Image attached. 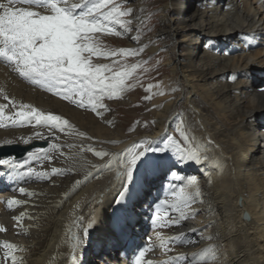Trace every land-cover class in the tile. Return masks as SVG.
Returning a JSON list of instances; mask_svg holds the SVG:
<instances>
[{
  "label": "bare ground",
  "instance_id": "obj_1",
  "mask_svg": "<svg viewBox=\"0 0 264 264\" xmlns=\"http://www.w3.org/2000/svg\"><path fill=\"white\" fill-rule=\"evenodd\" d=\"M122 1L134 15L92 35L107 41L101 51L144 49L131 68L115 66L125 56L92 57L114 64L108 76L128 73L123 87L136 90L113 104L116 114L99 110L102 98L95 111L66 101L0 60V146L48 141L2 158L0 264H137L144 249L140 264H264V0ZM32 108L60 121L17 115ZM139 113L149 128L134 121ZM169 138L198 159L163 151L143 169V144ZM143 150L117 203L118 174ZM173 204L184 213L178 224Z\"/></svg>",
  "mask_w": 264,
  "mask_h": 264
},
{
  "label": "snow or ice",
  "instance_id": "obj_2",
  "mask_svg": "<svg viewBox=\"0 0 264 264\" xmlns=\"http://www.w3.org/2000/svg\"><path fill=\"white\" fill-rule=\"evenodd\" d=\"M132 15L133 8L126 7L121 10L120 5L114 0H78L75 3H69V0H0V60L13 67L20 77L33 85L82 108L89 106L95 111L105 93L111 96L116 94L118 89L123 90L124 78L128 73L108 76L105 73L110 72L114 64L97 65L92 62V57L134 56L144 49L142 47L119 49L111 53L101 51L93 42L92 34L99 32L111 34L113 29L108 26L109 23H119L123 26L125 22L119 17ZM127 23L131 24L132 21L129 20ZM115 34L121 35L119 32ZM132 39L137 40L138 37L133 36ZM85 98L88 101L87 105ZM144 99L150 97L145 96ZM17 115L24 118L33 117L37 125L60 121L59 116H45L35 108L27 113L19 112ZM51 126L55 128L57 125L53 123ZM173 146L181 159L185 156L189 160L194 157L198 159L195 151L181 148L172 138H169L159 151H169ZM96 155L102 154L97 152ZM143 155L144 150L133 154L124 164V172L118 174L123 181V187L117 203L122 201L128 192L133 170ZM8 163L10 161L0 159V165ZM28 171L31 173L33 169L29 168ZM52 173L60 175L62 170L53 168ZM47 175L46 172L39 173L38 177ZM171 175L176 177L177 173L173 172ZM191 182H195L194 178ZM23 191L21 189V192ZM190 199L186 197L183 200L185 206ZM7 203L11 206L15 201L9 200ZM171 207L180 212L179 217L172 218V224H178L185 218L184 213L177 204ZM96 222L97 219L93 217L82 228L85 237ZM155 223L153 220L154 225ZM157 237L159 238L158 234ZM9 247L11 248V245ZM150 247L149 245V249ZM146 250L148 249L141 250L136 257L137 264H140ZM146 264H151V261H147Z\"/></svg>",
  "mask_w": 264,
  "mask_h": 264
},
{
  "label": "rangeland",
  "instance_id": "obj_3",
  "mask_svg": "<svg viewBox=\"0 0 264 264\" xmlns=\"http://www.w3.org/2000/svg\"><path fill=\"white\" fill-rule=\"evenodd\" d=\"M192 0H189V1H186V5L187 7H190L189 5H191ZM115 3L119 4L120 5V8L121 10H124L126 8V6L124 5V2L122 0H114ZM189 3V5H188ZM125 7V8H124ZM192 7V6H191ZM188 9V8H187ZM119 19H128V16H125V17H119ZM104 34H108V35H111L109 33H105L103 32ZM98 33H95V34H92V35H97ZM216 39V38H215ZM107 41L103 40V42L101 43L100 46H104V47H107ZM99 46V45H98ZM99 46V47H100ZM126 58V62L125 61H119L117 59V61L115 62L117 66V68H127V67H132L134 63H137L138 61H133V60H130L132 59L133 57L131 56H125ZM141 58V56H139V59ZM128 60H130L129 62H127ZM97 60H94L92 62H96ZM163 65V60H161V63H159V67ZM152 73V72H151ZM107 75V73H105ZM132 91V90H131ZM128 92L125 87H123V90H119V94L120 96L119 97H115L114 95H109V94H104L102 99H103V105L101 106V108H99L100 111H106L107 113H112V114H116L118 113L119 111L117 109H114L113 107V104H115V102H118L120 100H124L126 99L128 96H130L133 92H135L136 90H134L133 92ZM109 95V96H108ZM144 99V98H142ZM141 99V100H142ZM117 100V101H116ZM112 105V106H111ZM116 105V104H115ZM110 107V109H109ZM142 108V112H145L146 109H145V106L144 104L142 103V105L140 106ZM140 114V113H139ZM134 121L136 123H140V124H143L145 125L146 127L149 128L150 126V123H149V119H146L145 115L144 114H140L136 119H134ZM117 123H123V121L121 120V118L119 119V121H117ZM86 138V137H84ZM92 140V139H91ZM45 142H47V145H48V141L47 140H43ZM43 141H40V142H43ZM138 140H135V142H137ZM165 142V141H164ZM164 142H162L161 144L157 145V146H150V144L148 143H144L143 146L141 147V149H145V151H147V159L146 161L144 162V166L142 167L144 169L145 165H147L150 161H153L155 160L156 158L157 159H160L162 156H164L165 154L162 155V151H159L160 148L164 147ZM30 144V143H29ZM38 148H41V147H38ZM38 148H35V149H38ZM44 148V147H43ZM172 149V150H171ZM176 148L173 146V147H170L169 151H166L168 152L169 154L167 155H171L170 157H175L177 156V153L175 152ZM172 152V153H171ZM174 152V153H173ZM159 154V155H158ZM158 155V156H157ZM148 162V163H147ZM173 168V166H170L169 167V170L167 171L168 173L166 175H169L170 174V171L171 169ZM152 217V215L150 216V218ZM149 221V226H151L152 222H150V219L148 220Z\"/></svg>",
  "mask_w": 264,
  "mask_h": 264
},
{
  "label": "water",
  "instance_id": "obj_4",
  "mask_svg": "<svg viewBox=\"0 0 264 264\" xmlns=\"http://www.w3.org/2000/svg\"><path fill=\"white\" fill-rule=\"evenodd\" d=\"M14 148H18V146H12V147H10V149H14ZM2 149V148H1ZM3 149H5V148H3ZM11 152H7V151H5V152H0V157L1 156H4V155H8V154H10ZM23 154V151H19V152H17V153H15V155L16 156H20V155H22Z\"/></svg>",
  "mask_w": 264,
  "mask_h": 264
}]
</instances>
